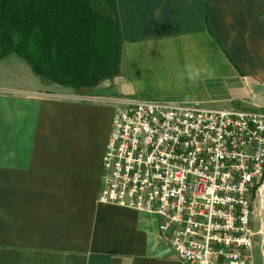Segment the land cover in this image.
<instances>
[{
	"label": "crops",
	"instance_id": "crops-1",
	"mask_svg": "<svg viewBox=\"0 0 264 264\" xmlns=\"http://www.w3.org/2000/svg\"><path fill=\"white\" fill-rule=\"evenodd\" d=\"M114 2L113 78L76 88L0 60V264H188L157 217L99 201L114 106L157 86L158 100L264 112V0ZM186 65L213 75L193 83Z\"/></svg>",
	"mask_w": 264,
	"mask_h": 264
},
{
	"label": "built area",
	"instance_id": "built-area-1",
	"mask_svg": "<svg viewBox=\"0 0 264 264\" xmlns=\"http://www.w3.org/2000/svg\"><path fill=\"white\" fill-rule=\"evenodd\" d=\"M101 203L159 219L188 264H254L264 112L200 102H117Z\"/></svg>",
	"mask_w": 264,
	"mask_h": 264
},
{
	"label": "trees",
	"instance_id": "trees-1",
	"mask_svg": "<svg viewBox=\"0 0 264 264\" xmlns=\"http://www.w3.org/2000/svg\"><path fill=\"white\" fill-rule=\"evenodd\" d=\"M93 0H0V60L17 54L34 73L76 88L119 73L121 29Z\"/></svg>",
	"mask_w": 264,
	"mask_h": 264
},
{
	"label": "rangeland",
	"instance_id": "rangeland-1",
	"mask_svg": "<svg viewBox=\"0 0 264 264\" xmlns=\"http://www.w3.org/2000/svg\"><path fill=\"white\" fill-rule=\"evenodd\" d=\"M93 3L103 14H111L108 6V0H93ZM144 93L148 95V98H155L154 100H158L165 94V91L158 89L157 86H154L152 89H149ZM205 106L209 107L210 105ZM261 198L262 195L261 192H259V195L255 201L254 222L252 223V226L256 232L255 247L252 251L254 264H264V206L261 204Z\"/></svg>",
	"mask_w": 264,
	"mask_h": 264
},
{
	"label": "clouds",
	"instance_id": "clouds-1",
	"mask_svg": "<svg viewBox=\"0 0 264 264\" xmlns=\"http://www.w3.org/2000/svg\"><path fill=\"white\" fill-rule=\"evenodd\" d=\"M202 73H206L209 77L213 75L212 69H198V68H193L191 65H186V71L185 73H182V78L186 76V78L195 83L197 82L200 78Z\"/></svg>",
	"mask_w": 264,
	"mask_h": 264
},
{
	"label": "bare ground",
	"instance_id": "bare-ground-1",
	"mask_svg": "<svg viewBox=\"0 0 264 264\" xmlns=\"http://www.w3.org/2000/svg\"><path fill=\"white\" fill-rule=\"evenodd\" d=\"M261 195H262L261 204L264 206V186H262L261 188Z\"/></svg>",
	"mask_w": 264,
	"mask_h": 264
}]
</instances>
